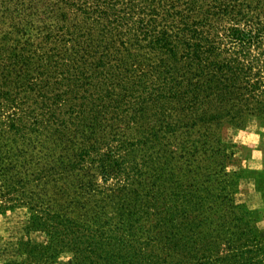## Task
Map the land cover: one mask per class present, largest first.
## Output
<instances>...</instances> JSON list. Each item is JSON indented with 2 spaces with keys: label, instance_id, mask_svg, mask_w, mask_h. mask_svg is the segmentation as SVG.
<instances>
[{
  "label": "trees",
  "instance_id": "16d2710c",
  "mask_svg": "<svg viewBox=\"0 0 264 264\" xmlns=\"http://www.w3.org/2000/svg\"><path fill=\"white\" fill-rule=\"evenodd\" d=\"M264 123V0H0L1 264H264L222 131Z\"/></svg>",
  "mask_w": 264,
  "mask_h": 264
},
{
  "label": "rangeland",
  "instance_id": "374dc122",
  "mask_svg": "<svg viewBox=\"0 0 264 264\" xmlns=\"http://www.w3.org/2000/svg\"><path fill=\"white\" fill-rule=\"evenodd\" d=\"M222 137L228 145L227 153L230 156L226 170L239 173L235 198L247 208L257 211L255 225L259 234L264 236V123L250 117L240 127L226 125ZM6 201L0 197V264L21 259L18 252L20 240L30 238L32 241H43L46 238L39 232L26 230L28 211L25 206L5 208L9 205ZM55 264H73L71 254L61 253L55 259Z\"/></svg>",
  "mask_w": 264,
  "mask_h": 264
}]
</instances>
